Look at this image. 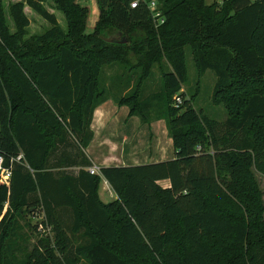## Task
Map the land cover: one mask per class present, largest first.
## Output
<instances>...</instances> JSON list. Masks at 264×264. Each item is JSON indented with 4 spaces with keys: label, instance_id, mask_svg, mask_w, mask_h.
<instances>
[{
    "label": "trees",
    "instance_id": "obj_1",
    "mask_svg": "<svg viewBox=\"0 0 264 264\" xmlns=\"http://www.w3.org/2000/svg\"><path fill=\"white\" fill-rule=\"evenodd\" d=\"M45 1L8 3L9 25L0 0V155L10 170L0 184V264H264V206L250 172L264 176V0H157V26L141 2L95 0L89 32L84 6L49 0L62 28ZM24 6L44 31L27 33ZM104 27L119 38L104 41ZM185 47L198 74L211 71L222 121L198 113L194 93L175 95ZM104 66L115 67L107 83ZM154 67L158 87L145 94ZM107 97L141 123L162 118L174 157L90 174L82 149ZM101 178L112 201L98 199ZM34 213L49 240L30 243Z\"/></svg>",
    "mask_w": 264,
    "mask_h": 264
},
{
    "label": "rangeland",
    "instance_id": "obj_2",
    "mask_svg": "<svg viewBox=\"0 0 264 264\" xmlns=\"http://www.w3.org/2000/svg\"><path fill=\"white\" fill-rule=\"evenodd\" d=\"M2 4H3V9H4V15L6 18V21L8 22V24L10 25V20L7 16V4L13 1H17V0H1ZM77 2V4H79L80 6H84L87 9V14H86V20H85V31L89 32L94 24V21L96 20L95 18L97 17L96 15H93V10H95V12L97 13L96 10V4H95V0H75ZM222 0H204V2L206 4H210V3H216L217 5H219L221 3ZM44 7L52 12L56 18L57 23L59 24L60 27L64 28L65 26V22H64V18L62 16V14L54 9H51L50 6V1L46 0L45 2H43ZM23 11L26 15V17L28 18L29 24L27 27V33L28 34H38L41 33L42 31H44L47 27L48 24L46 23V21H44L42 18H40L37 14H35L33 11H31L28 7L24 6ZM100 37L104 40V41H109L111 39H118L119 35L117 32H115L114 30H112L111 28L108 27H104L101 32H100ZM185 54H184V60H185V66H186V76H185V80L184 83L181 84L180 89L177 91V93H175V95L177 94H181L182 99L183 98H188L192 93H194V96L192 98L191 104L193 106V108L198 111V113H203L208 117H212L216 120L222 121L225 117H226V112L223 108V106L221 104L219 105H215L212 104L210 101V94H211V90H212V85L214 82V77L211 73V71L206 70L204 73H202L201 75L197 73V69L195 67V63L193 61V58L190 54V51L187 47H185L184 50ZM103 78H104V83H107V76L108 74L115 70V67H111L108 68L107 66L103 67ZM159 70L157 67H154L152 69V75L150 77V79H148L146 81V83H144L143 88H144V93L147 94L149 91H153L155 89H157L158 87V82H159ZM120 109H118L117 107V111L115 116L118 118V116H122V110L124 111V107H119ZM127 110V108H126ZM123 118L121 119V123L124 122V119L127 118L128 121H126L124 124L125 125H119L118 128H124L127 127L128 129H130L129 132L133 131L132 130V126L134 127V125H129V119L130 117H134V120L132 123L135 122L136 120V125L138 128H142L144 131L146 130L147 134L149 135V133L154 134L157 137L162 136L163 134L166 135L168 137L167 134V130L165 127V123L164 120L162 118H156L148 123H141L138 120V117L136 115H128V113L123 114ZM136 118V119H135ZM118 120V119H116ZM118 122V121H117ZM152 123V124H151ZM130 127V128H129ZM149 129V130H148ZM122 131V130H120ZM123 132V131H122ZM139 137V134L136 138ZM121 138V135H120ZM169 138V137H168ZM93 148V144L90 145L89 150H92ZM89 150H87L89 152ZM147 150V149H146ZM115 164V162L110 161L109 165H113ZM250 172L254 178V180L256 181L258 188L261 192V200H262V204L264 206V176L259 174L258 172L254 171L252 168H250ZM263 218H264V212H263ZM40 215L39 214H35L34 216L31 217L30 219H28L30 225H34L35 229L32 231V233H30L29 237H30V243L35 242V240L37 238H45L47 240H49L51 238V232H50V227L47 224H43L42 230H39L37 228V222H38V217ZM29 232V230H26V232Z\"/></svg>",
    "mask_w": 264,
    "mask_h": 264
},
{
    "label": "crops",
    "instance_id": "obj_3",
    "mask_svg": "<svg viewBox=\"0 0 264 264\" xmlns=\"http://www.w3.org/2000/svg\"><path fill=\"white\" fill-rule=\"evenodd\" d=\"M93 15L97 16L95 10H93ZM120 106L124 107V111L122 110V116L117 118L115 116L116 109L117 107L120 109ZM120 106L107 97L93 109L89 124L92 137L88 145L82 149V152L90 162V166H95L96 168L110 166V161L115 162L111 166H130L164 161L174 157L170 138L164 134L160 137L152 133L148 135L146 130L144 131L142 128L137 127L136 120L132 123L134 117L129 119V125H134V127L132 126L133 131L129 132L130 129L127 127L118 128L120 124L126 126L127 124L124 123L128 121L125 118L123 123L120 122V118L124 117L123 114L128 112L125 105ZM138 134L139 137L136 138ZM91 144H93V148L89 150ZM64 168L75 173L79 166ZM157 183L162 187L168 186L166 179L159 180ZM97 196L103 203L112 201L115 198L114 193L103 178L98 183Z\"/></svg>",
    "mask_w": 264,
    "mask_h": 264
},
{
    "label": "built area",
    "instance_id": "obj_4",
    "mask_svg": "<svg viewBox=\"0 0 264 264\" xmlns=\"http://www.w3.org/2000/svg\"><path fill=\"white\" fill-rule=\"evenodd\" d=\"M141 2L145 5L147 8L151 21L153 22L154 26H157L161 23H163L164 18L162 15V12L158 6L157 0H130L129 1V7L134 8L137 6V4ZM180 103V97L179 96H173L172 98V104L174 106H177ZM88 172L90 174L97 173V168L95 166L88 167ZM10 170L8 168H3L2 166V156L0 155V184L6 182L9 178ZM6 203H4L3 207H5ZM38 222H37V228L39 230H42V223L40 222L42 220V214L39 213Z\"/></svg>",
    "mask_w": 264,
    "mask_h": 264
},
{
    "label": "water",
    "instance_id": "obj_5",
    "mask_svg": "<svg viewBox=\"0 0 264 264\" xmlns=\"http://www.w3.org/2000/svg\"><path fill=\"white\" fill-rule=\"evenodd\" d=\"M121 41H123V40H121Z\"/></svg>",
    "mask_w": 264,
    "mask_h": 264
}]
</instances>
